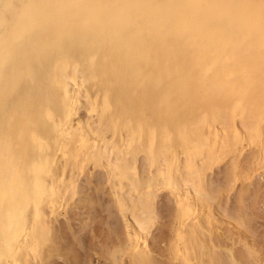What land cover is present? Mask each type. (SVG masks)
<instances>
[{"label":"bare ground","instance_id":"1","mask_svg":"<svg viewBox=\"0 0 264 264\" xmlns=\"http://www.w3.org/2000/svg\"><path fill=\"white\" fill-rule=\"evenodd\" d=\"M244 151L234 186L264 169V0H0V264H44L97 171L133 255L166 192L197 264L204 181Z\"/></svg>","mask_w":264,"mask_h":264},{"label":"rangeland","instance_id":"2","mask_svg":"<svg viewBox=\"0 0 264 264\" xmlns=\"http://www.w3.org/2000/svg\"><path fill=\"white\" fill-rule=\"evenodd\" d=\"M242 153L237 163L221 158L204 181L212 222L206 231L202 221L196 237L189 238L199 264H264V169L234 186L253 160L250 151ZM81 181L78 205L50 224L44 264H180L171 253L177 210L168 193H160L152 206L147 249L137 256L130 252L116 206L106 196L104 174L90 172Z\"/></svg>","mask_w":264,"mask_h":264}]
</instances>
